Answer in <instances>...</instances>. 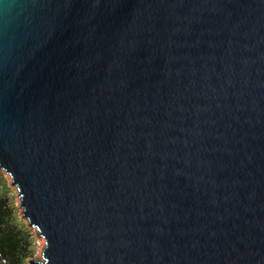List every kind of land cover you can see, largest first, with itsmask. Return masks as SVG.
I'll list each match as a JSON object with an SVG mask.
<instances>
[{"label":"water","instance_id":"obj_1","mask_svg":"<svg viewBox=\"0 0 264 264\" xmlns=\"http://www.w3.org/2000/svg\"><path fill=\"white\" fill-rule=\"evenodd\" d=\"M0 171L29 264H264V0H0Z\"/></svg>","mask_w":264,"mask_h":264},{"label":"trees","instance_id":"obj_2","mask_svg":"<svg viewBox=\"0 0 264 264\" xmlns=\"http://www.w3.org/2000/svg\"><path fill=\"white\" fill-rule=\"evenodd\" d=\"M30 240L7 195H0V264H26Z\"/></svg>","mask_w":264,"mask_h":264},{"label":"rangeland","instance_id":"obj_3","mask_svg":"<svg viewBox=\"0 0 264 264\" xmlns=\"http://www.w3.org/2000/svg\"><path fill=\"white\" fill-rule=\"evenodd\" d=\"M0 195H7L10 200L11 205L15 209L18 220L24 224L26 231L29 235L30 249L28 255L30 258L27 260L26 264L34 258L36 260H42V252L45 249V244L43 245L44 239L38 236V231L36 229L30 228L29 224L23 218V210L20 208V198L18 196V191L13 187L12 177L3 171H0Z\"/></svg>","mask_w":264,"mask_h":264},{"label":"bare ground","instance_id":"obj_4","mask_svg":"<svg viewBox=\"0 0 264 264\" xmlns=\"http://www.w3.org/2000/svg\"><path fill=\"white\" fill-rule=\"evenodd\" d=\"M45 244V241H43V245Z\"/></svg>","mask_w":264,"mask_h":264}]
</instances>
